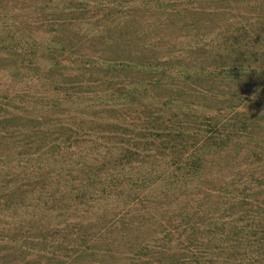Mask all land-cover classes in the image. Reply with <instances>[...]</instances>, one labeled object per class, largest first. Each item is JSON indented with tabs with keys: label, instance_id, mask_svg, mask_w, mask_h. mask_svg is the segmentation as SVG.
Instances as JSON below:
<instances>
[{
	"label": "trees",
	"instance_id": "trees-1",
	"mask_svg": "<svg viewBox=\"0 0 264 264\" xmlns=\"http://www.w3.org/2000/svg\"><path fill=\"white\" fill-rule=\"evenodd\" d=\"M3 1L1 48L17 51L8 65L38 45L18 26L35 21L30 12L70 18L80 8L91 13L80 21L93 22L87 34L114 53L52 61L98 65L109 87L133 83L88 99L39 65L13 70L15 92H30L39 110L30 128L7 130L16 117L6 116L10 97L0 101V264H264V0H205L204 31L185 5L200 0L162 3L182 13L166 22L183 26L145 40L130 20L151 0L59 1L60 10L41 6L52 0ZM66 103L59 116L40 110Z\"/></svg>",
	"mask_w": 264,
	"mask_h": 264
},
{
	"label": "rangeland",
	"instance_id": "rangeland-1",
	"mask_svg": "<svg viewBox=\"0 0 264 264\" xmlns=\"http://www.w3.org/2000/svg\"><path fill=\"white\" fill-rule=\"evenodd\" d=\"M6 0L3 2L5 3ZM59 1H64L66 3L69 2V0H52V1H40L41 6H49V5H56L57 8L60 10L63 6V2L59 3ZM71 1V0H70ZM178 0L175 1H157V0H151L147 4H141L140 7L132 9L133 11V19L130 20V23H133V25L136 27V31L139 34L143 35V39L146 38H153V37H166L170 38L169 35H171L172 32L176 28L178 30L183 26V24L178 23L175 27L169 24V22H166V20H174V21H180L182 20V17L180 16L182 13L177 12V9H169L165 10L163 9V5L170 4V3H178ZM188 3L185 5L186 7H190V5L195 6L196 8V14L194 15V18L192 19L195 21L202 30H207L206 23L204 22L203 17L206 16L204 12L200 11L201 8L209 7L212 4V1H187ZM218 4L217 1H214ZM11 3V2H9ZM202 6V7H201ZM87 7H89L87 5ZM126 9H130L128 5H125ZM182 8V5H181ZM52 8H49V11L47 10L45 14L51 15L44 17V13L42 15V11L40 9H36V13L32 14L30 12L32 17H35V21H30L27 24H18L22 31L24 33L30 31L29 27L31 28V35L29 37L37 38L38 45L32 49L30 52L27 53L25 58L22 59V61L15 62L14 64L8 65V61L10 59H13L16 56L17 51H15V48H1L2 43V37L3 32H0V101H5L3 96L5 95L9 96L10 99V107L6 108L11 113L6 114V116L11 115L12 118L16 117L15 122L10 120V124L6 125V129L9 130L11 126L14 123L21 124L22 122L25 123L28 128H30L33 119V113L31 111L32 108H34L38 112L37 105L35 106L33 103H31V100H35L30 92H26L25 89H22L21 93H16L15 89H17L20 85L19 79H17L16 75H13L14 69H20L23 73L30 72L38 69V65L41 67V69L46 70V74H48L51 81H56L59 83L60 81L65 82H75L76 89H81V91L85 94L86 98H90V95L93 94H101L106 91L113 92L115 94L122 93L126 90V88L119 89L121 87L129 86L132 81H128L125 83H117V84H111V87H109L106 83H100L99 76L102 73V70L98 67V65H94L91 68L87 66V63H82L79 61H83L85 59H88L87 57L91 56H98L103 55L104 57H109L114 53V49L112 45L103 43L101 40H95L98 38L94 34H87V32L84 30L83 25L85 24H93V22H80L82 20H87L90 18L91 13L86 11L85 14L79 16V10L76 11L75 14H72L70 18H68L66 13H61L62 16H58V12L54 13L52 12ZM117 14H121L117 11ZM235 14L238 11H235ZM73 13V12H72ZM179 13V14H176ZM173 15V16H168ZM187 15V14H186ZM29 15V17H31ZM116 17V16H115ZM168 17V18H167ZM206 17H209L206 16ZM205 17V18H206ZM183 20H186L185 16H183ZM214 18V17H213ZM219 18V17H218ZM222 17H220L221 19ZM245 19H248L247 15H244ZM219 19V20H220ZM149 20H154L153 25L147 24ZM218 20V21H219ZM51 21H53L51 23ZM95 22V21H94ZM44 26L47 28L45 31H41L38 28H42ZM1 27V26H0ZM147 27H154V32L149 33V30ZM18 29V28H13ZM145 29L144 32H142ZM184 31L186 33H190L193 30L189 29L188 27H183ZM21 31H18L19 34ZM17 38V36H15ZM8 45H11L10 42H7ZM3 44V43H2ZM63 45V48L61 47ZM106 47V48H105ZM70 51H73V54L75 53L79 61L76 64L70 65L71 67H61L56 66V64L52 61V59L59 54V57H66ZM158 53L162 52V49H156ZM70 55L69 57L73 56ZM16 58V57H15ZM35 59V63L29 65L28 60ZM41 61H44L45 63L42 64ZM9 67V68H4ZM72 75V80L70 76ZM128 75L131 77H134L135 79H143L145 78V74H137L135 72H130ZM25 76V75H23ZM20 78V77H19ZM50 79H47L46 83L47 85L51 82ZM135 83V82H134ZM121 84V85H120ZM65 85V83H64ZM25 91V92H23ZM16 98V99H15ZM15 99V100H14ZM40 100H46L43 97H39ZM84 103V98L81 99ZM60 99L58 97H51L49 102L50 103H59ZM71 105L69 103H66L64 105L61 104L60 107L58 106H51V107H44L45 110L43 112H47L49 116H56L58 115V112H67L71 110ZM119 109L118 105H115ZM84 110L87 108H83ZM94 110H99L100 106L94 107ZM101 112V111H100ZM99 112V113H100ZM59 116V115H58ZM41 123V121H39ZM18 131H23L22 129H17L13 133H17ZM10 138H14L12 134H8Z\"/></svg>",
	"mask_w": 264,
	"mask_h": 264
}]
</instances>
